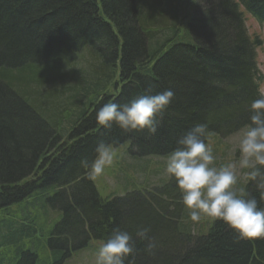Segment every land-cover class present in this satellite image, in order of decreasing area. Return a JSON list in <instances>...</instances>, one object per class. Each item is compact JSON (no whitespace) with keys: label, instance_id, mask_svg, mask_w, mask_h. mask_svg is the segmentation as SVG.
<instances>
[{"label":"trees","instance_id":"1","mask_svg":"<svg viewBox=\"0 0 264 264\" xmlns=\"http://www.w3.org/2000/svg\"><path fill=\"white\" fill-rule=\"evenodd\" d=\"M242 6L264 24V0H0V244L13 245L14 264H39L15 234L35 230L16 222L38 195L43 213L49 207L44 218L60 216L38 242L60 258L41 253L43 264H60L91 237L106 241L117 227L135 240L134 264H264V237L239 239L207 216L193 222L173 178L105 198L80 164L100 141L129 142L142 159L168 156L198 123L208 125L205 142L246 126L262 93L256 49L264 40L250 34ZM181 29L187 40H176ZM149 89L175 93L155 135L96 123L104 103ZM144 173L135 168L125 183H150ZM236 188L264 207L248 179ZM139 227L151 229L152 254Z\"/></svg>","mask_w":264,"mask_h":264},{"label":"clouds","instance_id":"2","mask_svg":"<svg viewBox=\"0 0 264 264\" xmlns=\"http://www.w3.org/2000/svg\"><path fill=\"white\" fill-rule=\"evenodd\" d=\"M175 97L173 90L152 94L146 90L127 103L106 102L95 113L96 123L105 130L114 126L126 133L147 131L155 135L163 113ZM249 123L238 144L239 158L227 165H216L213 150L205 143L208 125L198 123L177 140L168 154L165 172L176 181L183 205L190 219L199 222L202 216L223 222L239 239L264 237V207L254 196L237 189L238 169H246L247 179L264 195V92L249 107ZM95 158H83L81 167L95 179L111 167L117 148L100 141ZM150 228L139 227L135 236L148 241L145 251L152 254L157 242L149 236ZM136 244L133 236L114 228L98 249L95 264H134Z\"/></svg>","mask_w":264,"mask_h":264},{"label":"rangeland","instance_id":"3","mask_svg":"<svg viewBox=\"0 0 264 264\" xmlns=\"http://www.w3.org/2000/svg\"><path fill=\"white\" fill-rule=\"evenodd\" d=\"M242 10L244 11L246 16L247 27L249 29L250 34L263 39L264 25L259 23L255 17H253L250 13L245 10L243 6ZM179 33L180 36L177 37L176 40H187L182 35L185 33V29H181ZM256 51L258 66L262 75H264V44L257 47ZM262 92H264V84L262 86ZM244 129H241L237 133L226 137H222L219 134H212L208 136V139L205 143L212 148L213 154L216 157L217 166L227 165L238 160V144ZM129 145L130 143L126 142L124 145L116 147L117 156L113 165L111 167L106 168L101 176L93 179L100 194L105 198L109 197L111 194H114L115 196H123L127 192L138 190L140 187H144L143 189H147L150 186H161L162 183L159 181V178L151 180V178L155 176H160L165 182L168 181L170 178V176L167 175L165 172L167 156L156 155L151 157H143L142 159H136L135 157H133L134 155L132 154ZM135 168H139L140 170L144 171L145 173L143 175H146L145 177H149V181L151 182L147 184V179L144 180L143 178L140 179V182L136 181L140 185H137V183H132L134 187L129 185L128 183H125L133 175L132 171H134ZM243 170L244 169L237 170V184L239 182H246L247 180V177L245 175L247 171ZM40 201L42 202V197H40L39 195L36 196L35 200L29 201L31 203H36L33 207L26 209V213L22 217L23 219L16 222V225L18 227H20L21 224H25L31 226L32 228H35V230H32L31 233H27L29 235H26V231L22 232L20 229H18L15 231V234L19 235L17 237L19 239L18 244L20 242L24 247L23 249H30L33 252L37 253L39 256V264H43L42 261L44 256H42L41 253H43L44 255L48 254L50 262L58 260L60 258L61 254L58 257L55 256L54 248H46V250L43 251L42 247H38V242L40 239L39 236L43 232H45V234L48 236L53 226L59 220L60 216H56L54 221L49 222L46 218H44V214L46 215L49 213V207L47 205L46 211L43 213ZM15 208L17 207L15 206ZM103 242L104 241L101 239H90L88 246L82 249H71L70 254H68L67 257L61 260L60 264H95L96 253L98 252L99 246ZM11 245V243L2 241L0 244V253L6 254V263H8V260H11L9 264H14L15 259L13 254H11L13 245L12 248L10 247Z\"/></svg>","mask_w":264,"mask_h":264},{"label":"bare ground","instance_id":"4","mask_svg":"<svg viewBox=\"0 0 264 264\" xmlns=\"http://www.w3.org/2000/svg\"><path fill=\"white\" fill-rule=\"evenodd\" d=\"M245 124H248L247 122Z\"/></svg>","mask_w":264,"mask_h":264}]
</instances>
